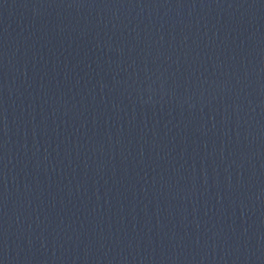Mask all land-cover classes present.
Listing matches in <instances>:
<instances>
[{
  "label": "water",
  "instance_id": "water-1",
  "mask_svg": "<svg viewBox=\"0 0 264 264\" xmlns=\"http://www.w3.org/2000/svg\"><path fill=\"white\" fill-rule=\"evenodd\" d=\"M0 264H264V0H0Z\"/></svg>",
  "mask_w": 264,
  "mask_h": 264
}]
</instances>
